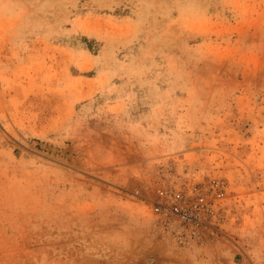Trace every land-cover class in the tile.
<instances>
[{
	"label": "rangeland",
	"instance_id": "374dc122",
	"mask_svg": "<svg viewBox=\"0 0 264 264\" xmlns=\"http://www.w3.org/2000/svg\"><path fill=\"white\" fill-rule=\"evenodd\" d=\"M0 264H264V0H0Z\"/></svg>",
	"mask_w": 264,
	"mask_h": 264
}]
</instances>
